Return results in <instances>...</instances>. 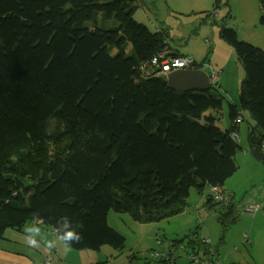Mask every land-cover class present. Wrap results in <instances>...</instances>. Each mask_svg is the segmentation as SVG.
Masks as SVG:
<instances>
[{
	"label": "trees",
	"instance_id": "obj_1",
	"mask_svg": "<svg viewBox=\"0 0 264 264\" xmlns=\"http://www.w3.org/2000/svg\"><path fill=\"white\" fill-rule=\"evenodd\" d=\"M139 2L0 0V239L28 222L55 231L67 216L82 236L72 248H123L110 210L158 221L180 213L192 188L223 187L238 168L230 132L243 111L250 144L264 141V50L220 25L245 72L222 129L206 113H220L218 84L177 91L154 75L168 36L134 19ZM205 204L226 228L231 197Z\"/></svg>",
	"mask_w": 264,
	"mask_h": 264
},
{
	"label": "rangeland",
	"instance_id": "obj_2",
	"mask_svg": "<svg viewBox=\"0 0 264 264\" xmlns=\"http://www.w3.org/2000/svg\"><path fill=\"white\" fill-rule=\"evenodd\" d=\"M214 1L140 0L133 17L151 31L165 30L172 50L201 62L196 69L206 72L212 68L218 73L222 107L220 113L213 111V116L220 128L228 129L231 125L228 105L240 108L239 88L245 72L232 46L220 36L219 27L223 24L234 29L239 40L264 50L263 11L258 0H218L216 7ZM129 50L130 45L126 48ZM115 52V49L111 51ZM242 113L243 121L237 132L240 149L235 155L238 168L223 184L234 210L232 216L225 218L226 228L218 221L214 209L205 204L206 196L211 194L206 187L202 193L192 188L180 213L158 221L138 222L129 213L110 210L108 224L125 239L120 249L110 245L99 250L71 248L70 251H65L62 244L52 249L43 244L33 247L25 237V226L33 222L20 230L7 228L4 232L7 240L0 239V243L30 255L38 264H197L171 248V243L183 240L187 244L194 237L208 238L221 264H251L252 255L259 258L264 255V159L256 158L251 152L248 131L253 120L247 111ZM261 151L264 154V141ZM249 205L258 208L247 211ZM37 224L49 239L53 237L54 231L49 226ZM152 251H164L171 257L166 262L160 261L164 259L152 257ZM198 252L203 257V249ZM48 254L53 258L45 262Z\"/></svg>",
	"mask_w": 264,
	"mask_h": 264
},
{
	"label": "built area",
	"instance_id": "obj_3",
	"mask_svg": "<svg viewBox=\"0 0 264 264\" xmlns=\"http://www.w3.org/2000/svg\"><path fill=\"white\" fill-rule=\"evenodd\" d=\"M196 61L194 58L186 55L178 56H167L166 51H161L153 56L150 60V65L154 70L155 75L166 77L167 73L174 69H196ZM209 76L210 84H217L218 73L212 68L206 71ZM242 121V117L236 118L235 122L239 124ZM230 138L237 144V131L230 132ZM211 198L217 205L225 204L230 201L228 193L219 185L210 186ZM258 206H247V211H255ZM189 242L192 240L193 243L185 244V241L181 240L177 243H171V248L178 250L179 253L187 256L197 264H219L220 260L215 256L211 250V242L208 238H192L188 239ZM161 241L158 240V243ZM189 249V250H187ZM203 249V257L199 255V250ZM151 256L154 258L168 260L171 255L164 251H152ZM52 255L48 254L45 256V262L52 260ZM44 264V263H43Z\"/></svg>",
	"mask_w": 264,
	"mask_h": 264
},
{
	"label": "clouds",
	"instance_id": "obj_4",
	"mask_svg": "<svg viewBox=\"0 0 264 264\" xmlns=\"http://www.w3.org/2000/svg\"><path fill=\"white\" fill-rule=\"evenodd\" d=\"M167 53V52H166ZM36 214H34L35 216ZM26 242L33 247L43 244L49 249L62 244L65 251H70L74 243H79L82 239L81 233L72 221L63 216L57 221L53 237L49 239L41 230L37 223H29L25 226Z\"/></svg>",
	"mask_w": 264,
	"mask_h": 264
},
{
	"label": "water",
	"instance_id": "obj_5",
	"mask_svg": "<svg viewBox=\"0 0 264 264\" xmlns=\"http://www.w3.org/2000/svg\"><path fill=\"white\" fill-rule=\"evenodd\" d=\"M165 79L168 86L177 91L208 90L211 85L208 74L202 69H175L168 72ZM250 149L256 158L264 159L260 145L250 144Z\"/></svg>",
	"mask_w": 264,
	"mask_h": 264
},
{
	"label": "crops",
	"instance_id": "obj_6",
	"mask_svg": "<svg viewBox=\"0 0 264 264\" xmlns=\"http://www.w3.org/2000/svg\"><path fill=\"white\" fill-rule=\"evenodd\" d=\"M168 41V40H167ZM167 49V48H166ZM167 53H178L179 55H184L182 53H180L177 50H172L171 47L168 44V49L165 50ZM201 63V62H199ZM237 106V105H236ZM238 107V106H237ZM209 111V110H208ZM209 113L213 116V110H210V112H206ZM243 115V113H242ZM243 121V119H242ZM241 121V122H242ZM240 122V123H241ZM239 123V124H240ZM253 123V121H252ZM239 124H237V132H239ZM223 188V187H222ZM224 189V188H223ZM250 206V205H249ZM234 211V210H233ZM254 220V218H253ZM52 230V229H51ZM54 231V230H52ZM263 236V235H262ZM261 236V237H262ZM5 240H7L6 238H4ZM211 250L213 251V253L215 254L216 249L214 247L211 246ZM248 254H251V252L248 251ZM218 255V252H216L215 256ZM217 257V256H216ZM36 259V258H35ZM250 263L251 264H264V255L262 258L256 257L254 255H252L251 259H250ZM0 264H38L35 263L34 258H32L30 255L26 254V253H20V252H16L11 250L9 247H7L6 243L1 242L0 243ZM221 264V261L220 263ZM246 264H248V262H246Z\"/></svg>",
	"mask_w": 264,
	"mask_h": 264
},
{
	"label": "bare ground",
	"instance_id": "obj_7",
	"mask_svg": "<svg viewBox=\"0 0 264 264\" xmlns=\"http://www.w3.org/2000/svg\"><path fill=\"white\" fill-rule=\"evenodd\" d=\"M171 71H173V70H171ZM170 72V71H169Z\"/></svg>",
	"mask_w": 264,
	"mask_h": 264
}]
</instances>
